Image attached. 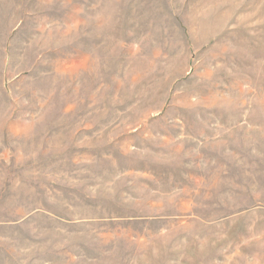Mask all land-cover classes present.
I'll return each instance as SVG.
<instances>
[{
  "label": "rangeland",
  "instance_id": "1",
  "mask_svg": "<svg viewBox=\"0 0 264 264\" xmlns=\"http://www.w3.org/2000/svg\"><path fill=\"white\" fill-rule=\"evenodd\" d=\"M0 264H264V0H0Z\"/></svg>",
  "mask_w": 264,
  "mask_h": 264
}]
</instances>
